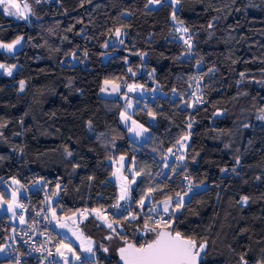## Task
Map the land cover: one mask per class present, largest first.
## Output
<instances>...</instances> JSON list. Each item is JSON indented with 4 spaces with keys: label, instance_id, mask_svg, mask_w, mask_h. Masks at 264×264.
Instances as JSON below:
<instances>
[{
    "label": "trees",
    "instance_id": "1",
    "mask_svg": "<svg viewBox=\"0 0 264 264\" xmlns=\"http://www.w3.org/2000/svg\"><path fill=\"white\" fill-rule=\"evenodd\" d=\"M28 1L33 11L27 20L5 15L0 6V42L24 37L13 55H0V63L17 65L11 76L0 74V124L6 125L0 128V194L6 198L2 183L11 178L22 189L40 181L42 188L30 191L24 204L39 202L47 190L59 217L84 208L106 209L118 200L107 159L111 142L123 129L117 109H109L99 91L103 81L120 78L132 67L121 51L102 59L101 45L108 33L121 28L127 47L144 54L142 64L153 72L162 92L194 96L191 111L190 103L181 106L180 98L168 96H159L152 106L160 158L189 132L185 161L172 163L167 174L162 175L161 159L152 149L144 158L146 165L139 152L120 146L135 154L137 171L148 169L128 202L138 204L149 188L156 189L153 202L188 197L173 228L207 241L202 264H243L242 256L248 264L262 262L264 119L258 115H264V0H181L177 22L189 29L185 35H191V51L173 38L171 2L151 8L148 0ZM44 30L52 32L53 43L45 42ZM65 36L75 43L68 38L62 46L54 44ZM67 44L73 47L66 54ZM76 52L79 60L70 62L67 56L76 57ZM217 111L223 115L216 116ZM133 117L148 126L146 112ZM186 186L192 187L187 196ZM135 207L129 213L140 212L138 219L122 222L124 232L119 233L123 244L140 246L155 233L145 229L147 218ZM129 213L109 215L121 220ZM17 227L0 214V248L6 250ZM80 227L94 240L96 252L95 261L81 264H120L115 251H103L113 234L110 229L91 215ZM115 238L120 241V236Z\"/></svg>",
    "mask_w": 264,
    "mask_h": 264
},
{
    "label": "rangeland",
    "instance_id": "2",
    "mask_svg": "<svg viewBox=\"0 0 264 264\" xmlns=\"http://www.w3.org/2000/svg\"><path fill=\"white\" fill-rule=\"evenodd\" d=\"M34 1L35 0H32L33 3H34ZM45 1L47 3H49V2H55L57 0H45ZM163 1L164 2H171V0H163ZM18 2L21 6V11H24L29 18L30 14H32V11H33L32 6L29 3V1L28 0H18ZM25 3H27L30 6V9H31L30 12H28L27 10H25L23 8V5ZM157 6H159V5L148 4V7H151V8H155ZM1 8L3 9V6H1ZM12 17H14L17 20H22L16 16H12ZM40 21H42V20H40ZM177 27H179V22H177V20L176 21L172 20V32H173L172 34L174 36L173 38H174V40L181 41L184 44L183 40L185 39L186 33L178 32L176 30ZM116 29H114V30L112 29L108 33L105 42L101 45V50L103 52L102 59H103V61H106L107 58L112 53H114L115 51H121V53L124 54V58L126 60H128L129 62L130 61L132 62V67L126 68V71H125L126 74L120 78L106 79L108 81H111L112 83L105 85V83L103 81L101 88H106L107 91H101V89H100L99 95L102 97V99L104 100L105 104L108 106L109 109H117V114L119 115L120 126L123 129L122 135L117 133L120 135V138L119 139L117 138V140L111 142L112 152H111L110 157L107 159V163H109V166H110L111 179L115 183V186L117 188V194H118L117 197H119L120 187H121V184L124 182L123 177H127L128 180L131 181L133 179V176H134V172H130V171H128V169L134 168L135 171H137L136 168H139L137 166V163H136L135 154H132L131 151H130V154L122 151L120 149L121 145L126 146V148H128L129 150H131L130 148H132L134 150V152L135 151L139 152V156L141 155L140 157L143 158L142 161H144L146 163V165H147V162L144 158L149 157L148 151L150 149L153 150L152 151L153 154L156 155L158 159L161 157V154H160L161 150H159L157 148L158 144L160 142V137L158 136V133L155 131V129L152 128L155 126V119L153 118L154 115H150V113H152V106L157 102V98L159 96H162V97L168 96L171 100L180 98L179 102L181 103V106L186 107L190 103V106H189L190 110L189 111L192 110L194 103H192V99H190V97L188 99V97L186 98V96L184 94L179 95L176 91H172L169 95H168V93L162 92L160 90V88L158 87V85L153 80V77H152L153 72L150 71L148 68H146L142 64V62L144 60V54L139 53V52H135V49H130L129 47H127L128 46L127 45V39L128 38H127L126 32L123 29L119 28V29H121V35L119 37H117L115 34ZM81 34H82V37L84 38L83 31H82V33H80V35ZM43 35H44L45 42H47V43L52 42L50 40V39H52V37H51L52 32L50 33L49 31L44 30ZM72 37L74 38L73 40H75V41L77 40L76 34H72ZM68 38L69 37H67V39ZM67 39L65 36L64 40H62V41L58 40V41L54 42V44H59L62 46ZM69 39L72 40L71 38H69ZM73 40H72V42H74ZM121 40L123 41V43H120ZM23 42L24 41L22 40L21 44L16 46L15 51L23 44ZM105 45H107V46H105ZM71 47H73V46H71V44L65 45L64 51L66 52V54L69 52V49ZM79 53H81L83 55L82 52H79ZM1 54L13 55L14 52L13 53H7L6 50L0 49V55ZM77 56L80 57L78 55V53L76 52V57H75V54L69 55V56H67V59L70 62H77L79 60L77 58ZM3 64H5V63H3ZM16 68H14L12 70L13 73L15 72ZM129 69H131V72L129 71ZM133 73L135 75H133ZM0 74L7 75L3 69H0ZM113 83L118 84L120 86V91H118V92L113 91V87H112ZM128 84L142 85L143 87L138 88L135 92H128V89H127ZM126 93H127V95H125ZM129 101L131 102V105H132L131 107L128 106ZM138 111H144L147 114L148 126H144V125L143 126L148 129V132H145L143 135H136V133L134 131H129L130 128L136 127V125H134L132 123V121H136L137 124H141L133 117V114L138 112ZM122 112L126 113L127 116L130 117V119L127 121L122 120L121 119V113ZM215 115L216 116H222L223 112L217 111ZM258 117L259 118L264 117V115L259 114ZM187 127H189V126H187ZM187 131H188V128L186 129V132ZM188 133L189 132H187L185 135H183L178 140L180 143H177L178 142L177 141L173 147H169L167 149H164V154H163L162 158H160L161 160L159 159L161 161V168L160 169H161L162 175H165L168 173L169 166L172 163H174V165H176V164H181L182 162L185 161L184 155H185V152H186V149L188 146V142H189V134ZM185 137H187L186 140L184 139ZM169 149H172L171 153L168 151ZM145 150H146V153L144 154ZM172 153H174V154H172ZM121 156H123L125 158L124 162H123V166H122V162L120 161ZM158 162L159 161L155 162V164L157 166L154 165V168H156V169L160 166L158 164ZM141 170L143 173L148 171L146 166H142ZM114 173H115V175H114ZM142 176L143 175L141 174L140 176L135 177L136 183L132 185V190L137 188V183L143 181V179L141 178ZM13 180L14 179L11 178V179H8L2 183L3 188L5 189L6 198L3 197V199L0 200V214H6L8 222L10 224H12L14 227V226L22 225V223L20 222L21 216L18 213V208L15 209V215H14L13 212L8 211V205L5 204L4 201L10 200L11 194L13 192H17V203H18V198H19L20 194L23 193V189H22L20 184L13 183ZM165 199L166 198L161 199V200L156 201V202H153L152 201V195H151L150 199H148V198L145 199L144 209L141 210L139 204L132 205V203H131V208L133 206H136L135 208L140 209L143 212V214H145L147 219H148V215H151L153 217V219H155L154 217L156 214L150 213L149 209L151 207L155 206L158 211L161 210V208H162L161 202L164 201ZM181 199L183 200V203H184L185 201H187L188 197L180 196V197L176 198L175 200L172 199V206H173V202H176V201L181 200ZM178 211L176 212V214L178 213ZM132 214H135V213H132ZM128 217H129L128 220H125L124 218H121V220L115 219V220L119 221V224L116 225L117 232H124L122 222L125 223V222H129L132 220L130 215H128ZM57 218L61 222H63V218H64L63 216H60V217L57 216ZM137 219H138V216H137ZM53 228H54L58 238H60L59 244L61 243V241H63V243H65V244H70L71 247L73 249H75L76 254H78L80 257H83L85 260H91V261L96 260V252L94 251L95 242L92 238H90L89 236H87L83 232L81 227H80V231L83 233L84 243L87 244L88 239L91 240V242H92L91 246L93 247V253L85 252L83 250V247L81 246V240H78L76 238V236H73L72 233L70 231H68V229H63V228L58 227L57 226V219H54ZM13 229H15V228H13ZM111 235H112V239H109V241H108V247H107L108 252L111 253V252L115 251V253H116V250H118L120 247H124L125 245L122 243V239H120V241H119V239L115 238L117 236L116 234L113 233ZM117 237H119V236H117ZM121 244H123V246ZM2 249L4 250V248H2ZM3 250L0 251V256H3V254H4V253L2 254ZM70 254H71L70 255V264H81L82 263V261L80 259L76 260L72 256V253H70ZM262 262H264V258H263ZM96 264H101V263L97 262Z\"/></svg>",
    "mask_w": 264,
    "mask_h": 264
},
{
    "label": "snow or ice",
    "instance_id": "3",
    "mask_svg": "<svg viewBox=\"0 0 264 264\" xmlns=\"http://www.w3.org/2000/svg\"><path fill=\"white\" fill-rule=\"evenodd\" d=\"M36 3H40V0H35ZM163 3V0H148V4L153 5H160ZM181 4V0H171V6L173 8L171 19L173 21L177 20L176 13L179 11V5ZM0 6H3L4 14L8 16H16L19 19L27 20L28 16L24 11H21V6L18 2V0H0ZM147 7V5H145ZM23 8L27 10L28 12L31 11L30 6L25 3L23 5ZM211 27V25H209ZM178 32L188 33L189 29L187 27L183 26V21H179V27L176 29ZM116 36L119 37L121 35V29L117 28L115 32ZM24 39L23 36H17L14 40L11 41V43H3L0 42V49L6 50L7 53H13L16 49L17 45L21 44V41ZM184 44L188 46L189 51H191L192 48V40L191 35L187 39L183 40ZM120 43H123L121 40ZM107 46V45H105ZM17 65H5L3 63H0V69H3L4 72L11 76L13 74V69L16 68ZM131 72V69H129ZM211 71V70H210ZM133 75H135L133 73ZM243 76L244 74L241 73ZM105 85L112 83L111 81L105 80ZM25 81L21 80L19 82V88L20 91L24 90ZM113 91L118 92L120 91V86L118 84L113 83L112 84ZM142 85H135V84H128L127 89L128 92H135L138 88H142ZM101 91H107L106 88H101ZM127 95V93L125 94ZM128 106L131 107V102H128ZM150 115H153L150 113ZM154 118V116H153ZM261 119H264V117H260ZM121 119L124 121H127L130 119V117L127 116L126 113H121ZM90 123V122H89ZM134 125H136L135 128H130L129 131H134L136 135H143L145 132H148V129L145 128L142 124H137L136 121H132ZM6 125L0 124V128L5 127ZM3 133L0 132V136H2ZM185 140L187 137L184 138ZM177 143H180L179 141ZM170 153L172 152V149L168 150ZM67 155L71 156V152H67ZM2 159V157H0ZM124 157H120V161L124 162ZM182 159V158H181ZM167 166V165H166ZM175 170V169H173ZM130 172H134L133 179L131 181L128 180L127 177H123V183L120 187V195L118 197V202L111 205L110 207L112 209H121L122 205L119 203V201H127L131 199V191H132V185L136 183V176H140L142 174L141 171H135L134 168L128 169ZM221 171H225V169H221ZM115 175V173H114ZM42 179V178H41ZM13 183L19 184L18 180H13ZM36 183H40V181H36ZM57 189H60V185L57 184ZM156 191V189L149 188L148 192L140 198L137 203L140 205L141 210L145 207V199L151 198V193ZM189 191H192V187H189ZM53 196L58 195L57 192L52 193ZM185 196L188 195V193L184 194ZM3 199V195L0 194V200ZM50 199V198H49ZM241 200L243 202L248 201V197H241ZM5 204L8 205V211L13 212L15 215V209L16 208H23L22 204L17 203V192H13L11 194L10 200H5ZM162 208L161 210H157L155 206L151 207L149 209L150 213H155L156 216H159V219H153L151 215H148V219L145 221L144 227L147 231L155 233V239H153L150 243H145L137 247L134 244L127 243L125 241L126 246L120 247L118 249L120 259L123 261V264H202V253L206 255V249H207V241H197L194 238L186 237L181 232L175 231L173 228L174 220L178 221L179 217L176 216V212L183 208V200H178L175 203V206H172V198L168 197L164 201L161 202ZM39 215V213H37ZM93 216L94 219L101 221L102 226H106L108 229H110L114 234L117 236H120V239H124L123 236L120 235L119 232H117L116 225L119 224L118 220L113 219L108 214V209L103 208H94L91 210V212L88 211V209H85L83 212H76L73 213L71 216H67L63 218V222H61L57 216H56V210L52 209V217L53 219H57V226L63 229H68L72 233L73 236H76L78 240H81V246L83 247V250L88 253H93V247L91 246V240L88 239L87 244L84 243L83 233L80 231V224L87 218V216ZM132 220H136L137 216L140 215V212H137L135 214L129 213ZM167 215L168 219H165L164 216ZM47 218V217H45ZM128 216H125L124 219L128 220ZM149 221H151L153 226H149ZM20 222L25 223L24 217H20ZM107 239H112V236L107 237ZM3 249L0 248V251ZM65 251L68 253H72V256L79 260L80 256L76 254L75 249L71 247L70 244H65L63 241L59 245H57L56 253L57 255L63 257V264H70V259L65 255ZM104 252H108V248H103ZM49 257L52 256V253H48ZM241 260L243 261V264H248L247 261H244L243 256L241 257ZM49 264H60V261H57L56 259H52L49 261ZM257 264H264V262H257Z\"/></svg>",
    "mask_w": 264,
    "mask_h": 264
},
{
    "label": "built area",
    "instance_id": "4",
    "mask_svg": "<svg viewBox=\"0 0 264 264\" xmlns=\"http://www.w3.org/2000/svg\"><path fill=\"white\" fill-rule=\"evenodd\" d=\"M187 38L185 35V39ZM185 46L188 47L187 45ZM194 90L192 89L191 93ZM192 99H194V96ZM189 187H185L183 195L185 193L189 195ZM40 188H42L41 183L30 184L26 188H23V193L20 194L21 201L19 204H22L23 208H19L18 211L20 215H26V219H24L25 223H22V225L15 229L11 239L6 244V250H4L6 261L4 264H24L28 260L32 264H49V261L53 258L60 261V264H63V257L56 253V248L60 241L54 233V219L52 217L53 199L49 196L48 191L44 190L43 199L32 204L30 207L24 204L25 201L30 199L29 192L39 190ZM117 202L118 200L115 203ZM119 203L122 205V208L117 210L108 207L106 208L108 209V214L125 215L130 212L131 203L128 200L119 201ZM85 209L87 208L80 209L79 212H83ZM91 210L88 209L89 212ZM154 218L159 219V216L155 215ZM164 218L167 219V215ZM49 252L52 253L51 257L48 255ZM80 260L84 261L85 259L80 257Z\"/></svg>",
    "mask_w": 264,
    "mask_h": 264
},
{
    "label": "water",
    "instance_id": "5",
    "mask_svg": "<svg viewBox=\"0 0 264 264\" xmlns=\"http://www.w3.org/2000/svg\"><path fill=\"white\" fill-rule=\"evenodd\" d=\"M153 239H155V234L152 236V238L151 239H149L146 243H150ZM127 243H131V244H134V245H136L135 243H133V242H127ZM124 245L126 246V244L124 243ZM123 246V245H122ZM124 246V247H125ZM137 246V245H136ZM137 247H139V246H137ZM65 255L67 256V257H70V253H68V252H66L65 251ZM116 255H117V258H118V261H119V263L120 264H123V261L120 259V255H119V252H118V250H116ZM202 256H203V253H202ZM62 263H63V260H62Z\"/></svg>",
    "mask_w": 264,
    "mask_h": 264
},
{
    "label": "flooded vegetation",
    "instance_id": "6",
    "mask_svg": "<svg viewBox=\"0 0 264 264\" xmlns=\"http://www.w3.org/2000/svg\"><path fill=\"white\" fill-rule=\"evenodd\" d=\"M70 258V257H69Z\"/></svg>",
    "mask_w": 264,
    "mask_h": 264
}]
</instances>
